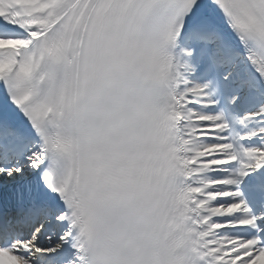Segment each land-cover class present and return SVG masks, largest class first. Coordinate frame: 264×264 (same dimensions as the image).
Instances as JSON below:
<instances>
[{
  "label": "snow or ice",
  "instance_id": "obj_1",
  "mask_svg": "<svg viewBox=\"0 0 264 264\" xmlns=\"http://www.w3.org/2000/svg\"><path fill=\"white\" fill-rule=\"evenodd\" d=\"M0 264H264V0H0Z\"/></svg>",
  "mask_w": 264,
  "mask_h": 264
}]
</instances>
